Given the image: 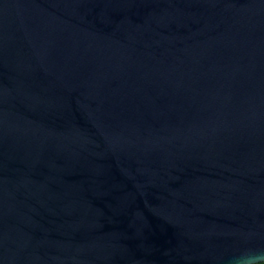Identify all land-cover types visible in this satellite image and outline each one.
Masks as SVG:
<instances>
[{
  "label": "water",
  "instance_id": "95a60500",
  "mask_svg": "<svg viewBox=\"0 0 264 264\" xmlns=\"http://www.w3.org/2000/svg\"><path fill=\"white\" fill-rule=\"evenodd\" d=\"M264 261V0H0V264Z\"/></svg>",
  "mask_w": 264,
  "mask_h": 264
},
{
  "label": "trees",
  "instance_id": "16d2710c",
  "mask_svg": "<svg viewBox=\"0 0 264 264\" xmlns=\"http://www.w3.org/2000/svg\"><path fill=\"white\" fill-rule=\"evenodd\" d=\"M253 264H264V261L263 262H258V263H253Z\"/></svg>",
  "mask_w": 264,
  "mask_h": 264
}]
</instances>
